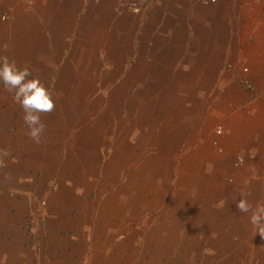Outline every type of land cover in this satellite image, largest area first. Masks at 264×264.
<instances>
[{
	"label": "rangeland",
	"instance_id": "374dc122",
	"mask_svg": "<svg viewBox=\"0 0 264 264\" xmlns=\"http://www.w3.org/2000/svg\"><path fill=\"white\" fill-rule=\"evenodd\" d=\"M100 1L109 5L96 0L95 30L9 41L56 102L41 116L40 144L14 105L33 246L60 264H264L262 244L217 227L207 204L217 195V129L250 90L201 71L200 35H143L136 3Z\"/></svg>",
	"mask_w": 264,
	"mask_h": 264
},
{
	"label": "crops",
	"instance_id": "0c3cea01",
	"mask_svg": "<svg viewBox=\"0 0 264 264\" xmlns=\"http://www.w3.org/2000/svg\"><path fill=\"white\" fill-rule=\"evenodd\" d=\"M130 1L137 4L139 18L145 19L143 35H200L204 52L200 65H206L201 71L216 73V80L221 78L223 85L233 88L251 85L231 116L223 117L226 132L217 136L220 162L213 182L217 195L207 204L216 203L215 215L221 216L217 227L248 245L264 247V238L255 234L250 223V213L237 208L243 198L254 208L264 205V0ZM102 4L109 5L107 1ZM96 9V0H0V55L15 61L9 41L16 35H75L81 24L94 27ZM105 18L106 13L99 16ZM17 38L24 49L28 41ZM14 105L0 84V148L11 152L7 167L0 169V264H60L43 257L41 246L32 244V199L26 179L17 171L24 164L19 161L21 126ZM236 157L243 159L238 165ZM229 168L232 172L225 174ZM5 173L11 179L6 180ZM225 213L231 218L223 219Z\"/></svg>",
	"mask_w": 264,
	"mask_h": 264
},
{
	"label": "clouds",
	"instance_id": "9594fccd",
	"mask_svg": "<svg viewBox=\"0 0 264 264\" xmlns=\"http://www.w3.org/2000/svg\"><path fill=\"white\" fill-rule=\"evenodd\" d=\"M32 72L28 64L20 67L9 56L0 55V84L11 95L13 102L21 107L26 135L34 143L40 144L47 128L41 116L55 111L56 102L54 93ZM58 98L59 94H56ZM10 156L11 152L7 148H0V169L7 167L6 161ZM5 179H11V174L5 173ZM237 208L241 213H250L249 219L255 234L264 238V205L254 208L247 198H243L237 202Z\"/></svg>",
	"mask_w": 264,
	"mask_h": 264
},
{
	"label": "built area",
	"instance_id": "2783aa9c",
	"mask_svg": "<svg viewBox=\"0 0 264 264\" xmlns=\"http://www.w3.org/2000/svg\"><path fill=\"white\" fill-rule=\"evenodd\" d=\"M2 17H3V18H6V15H3ZM246 87H247L249 90L252 89L251 85L248 84V83L246 84ZM221 132H222V127L219 126L218 129H217V133H218V134H221ZM242 161H243L242 157H236V160H235L236 163H241Z\"/></svg>",
	"mask_w": 264,
	"mask_h": 264
}]
</instances>
